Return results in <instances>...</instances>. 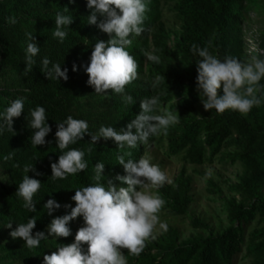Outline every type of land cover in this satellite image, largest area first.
Masks as SVG:
<instances>
[{"label":"trees","instance_id":"16d2710c","mask_svg":"<svg viewBox=\"0 0 264 264\" xmlns=\"http://www.w3.org/2000/svg\"><path fill=\"white\" fill-rule=\"evenodd\" d=\"M242 1L162 0L169 2L171 16L180 23L170 46L167 43L169 30L162 18L159 0H145L148 7L142 25L145 31L139 36L131 34L129 39L132 43L126 50L136 59L138 72L142 71L145 52L154 51L161 62L156 64L145 59L146 80L137 77L126 85L125 94L133 97V103L126 104L120 94L111 91L97 94L94 87L88 84L86 67L90 63L94 44L97 40L107 42L110 37L97 26L87 24L90 14L87 0H74L72 3L69 0H0V62L16 73L19 86L0 88V114L15 99L23 98L24 101L21 116L13 118V131L8 130L0 116V163L7 176V185L0 184V236L6 237L5 241L0 239L2 264H44V255L75 242L76 232L85 226L82 216L69 222L71 235L66 238L50 236L48 226L53 218L70 214L71 208L75 207L72 200L74 189L95 183L96 163L105 164L101 176L105 187L108 180H112L117 187L127 186L115 179L117 175H126L123 166L119 165L117 154L131 152L130 158L137 160L142 143L138 142L135 148L125 146L118 149L111 139L91 144V136L85 134L82 140L61 150L56 144L57 124L64 122L69 115L91 121L95 107L103 116L89 126L88 132L92 134L102 125L116 127L119 131L139 114L141 100L160 93H163L161 103L170 99L173 93L179 96L180 101L174 112L180 116L179 123L170 126L166 135L161 134L165 139L166 153L182 163L198 164L226 143L231 145V156L242 167L237 182L231 186L240 199L230 198L227 201L229 223L222 230L204 236L200 231L207 229V222L194 217L190 225L200 231L178 240V226L168 225L167 232L159 234L156 240L146 242L140 256H131L126 249H122L128 264H234L233 258L242 245L250 258L248 264H264V196L259 194L264 177V159L261 157L264 152V89L257 94L262 99L260 106H254L247 114L231 109L222 114L214 109H204L198 115L201 98L197 91L196 62L200 58L190 51L195 43L200 47L209 46V50L221 60L232 56L244 62L240 26L244 17ZM58 12L73 18L72 24L64 29L67 36L63 43L53 36ZM10 17L15 18V24L9 22ZM28 33L33 34L40 49L33 57L35 63L31 71H25L27 43L31 42L27 39ZM260 46L263 52L258 56L264 60V32ZM45 57L51 62L49 67L59 63L62 71L67 69L66 81L63 78L48 79L41 72ZM73 65L76 71H73ZM156 75L164 77V83L152 89L150 81ZM260 83L264 85V78ZM218 94H223L222 89ZM81 97L85 100H80ZM37 106L45 108V123L51 128L42 146L31 143L35 130L30 126V110ZM155 138L150 137L148 141ZM71 148L85 152L84 160L88 167L64 180H53L51 163L57 162L59 155ZM9 153L13 154L12 158L5 160ZM128 158L125 157L126 160ZM26 165L33 166L35 171L26 173ZM25 175L41 181L39 191L33 196L35 212L24 208L23 198L17 195L18 185ZM192 189L193 177L181 167L175 178L158 190L166 201L163 209L172 216H183L195 199ZM53 198L61 207L49 215L44 204ZM29 218L36 220L33 235L43 231L47 237L35 249L27 248L22 239H13L10 235L17 224L27 223ZM252 219L255 225L245 232ZM10 222L12 227L8 228ZM81 247L86 253L88 245L82 244Z\"/></svg>","mask_w":264,"mask_h":264},{"label":"clouds","instance_id":"9594fccd","mask_svg":"<svg viewBox=\"0 0 264 264\" xmlns=\"http://www.w3.org/2000/svg\"><path fill=\"white\" fill-rule=\"evenodd\" d=\"M87 8L90 10L87 24L97 26L110 37L107 42L97 40L94 44L90 63L86 67L88 84L94 87L97 94L111 91L120 94L126 104H131L133 97L125 94V87L137 78L139 65L126 49L132 43L129 39L131 34L139 36L145 31L142 25L148 11L147 4L145 0H87ZM65 11L68 9L65 8ZM9 22L15 24L16 20L10 17ZM72 22L71 16L59 12L56 14L53 36L61 43L67 36L64 29ZM27 39L31 42L27 43L25 71H31L35 63L33 57L40 49L33 34L28 33ZM190 51L200 58L196 62L197 91L205 110L214 109L222 114L231 109L247 114L254 106H260L262 99L257 94L264 89V85L260 83L264 78V60L255 55L251 56L250 62H242L232 56H225L221 60L209 50V46L200 47L195 43L191 45ZM144 55L148 61L156 64L161 62L160 56L154 54V51L145 52ZM50 63L47 57L43 58L41 72L48 79L63 78L66 81L67 69L62 71L59 63H53L49 67ZM76 70L73 65V71ZM162 83L164 77L156 75L150 81V86L156 89ZM221 89L222 95L218 94ZM161 95L163 93L141 100L139 114L119 131L102 125L99 132L93 135L88 132L87 121L69 115L64 122L57 124L56 144L59 149L64 150L88 134L91 136V144H96L103 138L113 140L118 149L125 146L135 148L138 142L146 144L150 137L166 135L170 126L179 123L180 116L161 109ZM23 109V98H18L0 114L8 130L13 131V118L20 117ZM45 111L42 106L30 110V126L35 130L31 143L36 146L45 145V137L51 131L48 123H45ZM88 151H92L91 147ZM12 155L9 153L4 159L10 160ZM84 156L85 152L76 148L63 152L57 162L51 163L52 179L64 180L69 175L83 172L88 167ZM125 157L129 158L126 160ZM130 157L131 152L118 153L116 157L126 175H117L115 179L127 185L126 187H117L112 180H108L105 187L101 183L105 164L98 162L95 164L93 177L95 183L74 189L72 200L75 207L71 208L70 214L53 218L48 226V234L58 238L68 237L71 235L69 222L79 216L83 217L85 226L76 232L75 242L62 245L50 255H44V264H128L121 249L138 257L144 251L147 241L156 240L159 234L168 231V224L162 222L158 215L166 201L158 192L151 190L171 181L158 165L150 162L149 157L141 156L138 160ZM24 171L28 173L35 170L33 166L26 165ZM40 187L41 181L29 178L28 175L18 185L17 195L23 198V206L30 212L36 211L33 196ZM60 207L54 198L48 199L44 204L49 215ZM35 226L36 220L29 218L27 223L17 224L10 235L13 239H22L27 248L35 249L41 240L47 238L43 231L33 235ZM7 227L11 228L12 223ZM82 244L88 245L86 253L82 250Z\"/></svg>","mask_w":264,"mask_h":264},{"label":"rangeland","instance_id":"374dc122","mask_svg":"<svg viewBox=\"0 0 264 264\" xmlns=\"http://www.w3.org/2000/svg\"><path fill=\"white\" fill-rule=\"evenodd\" d=\"M244 17L241 18V42H242V57L244 62H250L251 56L255 55L259 58V54L263 52L260 42L264 32V0H243ZM159 5L162 10V18L165 19V25L169 30L167 39L168 45H173L174 35L180 29V23L176 22L168 10V3L159 0ZM149 49V48H148ZM146 59V57H144ZM145 59L142 65V71L138 72V78L146 80V64ZM260 59V58H259ZM1 60V55H0ZM17 75L13 72L10 66H3L0 62V88L2 87H19L17 85ZM84 101V98H79ZM179 96L173 93L171 98L161 103V109H167L175 112L179 104ZM87 104V103H86ZM88 106V105H85ZM204 110L202 102L198 103L197 114L199 115ZM93 118L87 121L89 126L94 125L96 119L102 118L101 112L93 107ZM116 129V127H114ZM117 130V129H116ZM98 130L92 132L97 134ZM100 138L98 141H104ZM166 143L162 135L156 136L154 140L142 144L137 160L141 156L150 158L152 164L158 165L165 172L169 180L172 181L178 174L181 167L186 173L193 177L192 192L195 196L193 202L188 206L187 212L183 216H172L165 209H161L158 213L162 222L168 225H177L180 230L178 240L186 238L189 234L195 233L199 229L190 225V220L194 217L206 221L207 229L200 231L204 236L222 230L228 223L226 204L230 198L236 201L240 196L231 189V186L238 180L241 172V165L231 156L233 147L229 144L221 146L215 154H212L208 159L198 164L182 163L178 158L166 153ZM261 157L264 159V152ZM210 173V175H208ZM0 184L7 185L6 171L0 163ZM169 183H165L163 186ZM158 189H152L153 192H158ZM259 194L264 196V177L259 189ZM255 225L252 219L245 228V232ZM158 229V226H157ZM245 237V235H244ZM2 241L6 240L5 236H0ZM122 250V249H121ZM234 264H248L249 256L245 253L244 246H241L234 258ZM0 264H2L0 262Z\"/></svg>","mask_w":264,"mask_h":264}]
</instances>
